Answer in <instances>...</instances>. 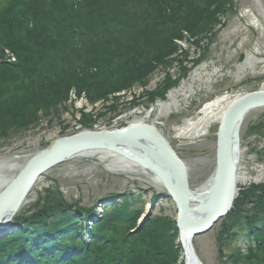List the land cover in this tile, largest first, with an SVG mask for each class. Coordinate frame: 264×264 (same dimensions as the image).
<instances>
[{
    "label": "trees",
    "instance_id": "trees-1",
    "mask_svg": "<svg viewBox=\"0 0 264 264\" xmlns=\"http://www.w3.org/2000/svg\"><path fill=\"white\" fill-rule=\"evenodd\" d=\"M0 4V139L58 118L70 93L89 104L119 101L114 94L144 86L158 68L182 62L187 39L200 47L232 0H3ZM15 6H20L15 12ZM191 39V40H190ZM185 40V41H186ZM203 47L201 52H203ZM7 50L15 62L5 61ZM180 52V53H179ZM197 61H195L196 63ZM185 74V67L182 66ZM166 76L146 100L162 99L177 82ZM179 80V79H178ZM135 100V99H134ZM132 105H140L134 103ZM111 112L116 106H107ZM81 126L105 116L81 111ZM95 122V123H94ZM65 131V128L62 130ZM114 195V194H109ZM89 230L79 231L95 205L65 201L56 190L40 196L32 213L15 221L19 230L0 240V264L19 250L30 264H184L174 219L153 216L131 232L142 213L132 195L119 194ZM156 197V195H154ZM116 199V198H115ZM221 264H264V184L239 188L231 212L220 221ZM243 235L247 246L222 248ZM45 245L47 251H40ZM75 249L74 254L67 251ZM70 254V255H67ZM17 264H27L16 258ZM8 262V263H6Z\"/></svg>",
    "mask_w": 264,
    "mask_h": 264
},
{
    "label": "rangeland",
    "instance_id": "rangeland-1",
    "mask_svg": "<svg viewBox=\"0 0 264 264\" xmlns=\"http://www.w3.org/2000/svg\"><path fill=\"white\" fill-rule=\"evenodd\" d=\"M217 18L218 23L208 37L200 42V47L186 40L188 35H185L186 41L181 40L180 45L188 52L186 56H179L186 71L181 75L184 69L177 61L166 68L177 82L162 99L147 103L145 92L154 91L163 81L167 73L163 68L155 70L144 86L135 84L130 91L126 90L128 92L114 94L119 97L118 102L113 103L110 96L105 104L97 102L92 109L84 97L75 99L72 95V101L67 103L68 109L61 107L58 118L50 122L45 119L26 131H11L8 138L0 139V177H14L34 154L50 145L58 136L78 131L81 121L77 119L80 109H84L92 113L93 118L98 113H104L105 116L97 118L95 122L107 127L111 126V119L116 122V127L129 125L134 119H144V128L154 129L184 164L189 188L197 190L205 186L216 166L220 124L213 125L209 134L194 139L179 137L175 128L186 119L195 118L203 104L217 96L234 97L257 91L264 85V0H232L226 12ZM248 55L252 56L256 64L239 73L238 67ZM170 91L176 92L180 107L167 114L159 112L158 103L166 101ZM133 102L140 105H132ZM111 104L116 106L115 112L108 109L107 106ZM239 139L243 153L238 172L241 175L245 172L247 179H237L238 190L252 184H264V107L247 113ZM105 156L102 161L82 157L50 169L38 180L28 202L18 213L23 210L32 213L36 210L33 208L35 199L44 196L46 191L54 190L55 186L65 201L85 207L96 204L100 210L101 199L109 193L116 194L117 199L120 198L117 194L132 195L134 206L139 210L152 205V192L163 193V188L153 181L151 173L144 172L142 167L136 165L134 172L127 173L113 171L108 169L109 157ZM175 215L176 209L172 202L160 196L153 205L151 217L174 219ZM221 229L218 221L207 233L194 238L195 251L203 264L222 263L217 241ZM246 246V239L239 235L238 239L222 250L228 253L230 248L244 249Z\"/></svg>",
    "mask_w": 264,
    "mask_h": 264
},
{
    "label": "water",
    "instance_id": "water-1",
    "mask_svg": "<svg viewBox=\"0 0 264 264\" xmlns=\"http://www.w3.org/2000/svg\"><path fill=\"white\" fill-rule=\"evenodd\" d=\"M261 107H264L262 89L240 95L225 112L220 121L213 183L201 205L192 206L186 168L157 132L154 129H146L143 125H127L118 129L83 130L59 137L47 148L34 154L0 192V223L10 222L28 201V196L38 180L53 167L81 158L79 155L89 150H113L136 165L149 169L162 180V186L176 208L175 222L184 250L185 263L202 264L194 250L193 240L211 230L231 211L237 196L240 128L246 114ZM135 145L139 146L144 154L140 161L127 152Z\"/></svg>",
    "mask_w": 264,
    "mask_h": 264
},
{
    "label": "bare ground",
    "instance_id": "bare-ground-1",
    "mask_svg": "<svg viewBox=\"0 0 264 264\" xmlns=\"http://www.w3.org/2000/svg\"><path fill=\"white\" fill-rule=\"evenodd\" d=\"M251 57H252L251 55H248L245 58V60H243L244 62L240 64V66L238 67L239 73H242L244 70L248 68H252V66L256 64L255 60H253ZM261 89L264 90V85ZM240 95L242 94H237L236 96L229 97V98L227 96H217L213 100L204 103L195 118L186 119L181 126L175 128L177 135L183 138L194 139V138L202 137V136L209 134L212 126L215 124H218V125L220 124V121L224 117L225 112L227 111L229 106ZM176 96L177 94L175 91H170L169 94L167 95L168 99L164 102L158 103L159 112H163L167 114L168 112H171L172 109L177 110L180 107V105H178ZM144 123H145L144 119H140V120L134 119L131 125L142 127ZM153 127L155 126L153 125ZM133 149L127 151L132 157L136 158L138 161H140V158L142 159L144 158V154L142 153V150L139 146L135 145ZM238 151H239V160H241V154L243 152H242V148L240 145V141L238 145ZM105 155L109 157V161L107 163L108 169H111L113 171H124L126 173L135 171V168H136L135 162H133L132 160H128L126 157L122 156L121 154L116 153L113 150L109 151V150L98 148V149L89 150L87 152L81 153L79 156L81 157L84 156L87 158H92V159H97V160L99 159L102 161L104 157H106ZM239 167H240V163L238 164V169ZM238 169H237V175H236L237 179L239 178V180L242 179L243 181L246 180L247 176H245V172L241 175L239 174ZM143 170L144 172L151 173L152 179L156 184L162 185V180L156 177L155 174L150 172L149 169L143 167ZM213 178L214 176L210 177V179L208 180L205 186L197 190H191L192 206L193 205L198 206L204 202L208 194L209 188L211 187V184L213 183ZM10 181H11V178L0 177V192L5 188L7 184L10 183ZM12 200H13V197L11 198V201Z\"/></svg>",
    "mask_w": 264,
    "mask_h": 264
}]
</instances>
